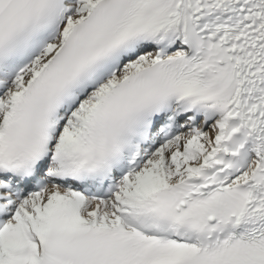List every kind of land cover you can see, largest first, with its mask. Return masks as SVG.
Masks as SVG:
<instances>
[{
  "label": "snow or ice",
  "instance_id": "1",
  "mask_svg": "<svg viewBox=\"0 0 264 264\" xmlns=\"http://www.w3.org/2000/svg\"><path fill=\"white\" fill-rule=\"evenodd\" d=\"M0 264H264V0H0Z\"/></svg>",
  "mask_w": 264,
  "mask_h": 264
}]
</instances>
